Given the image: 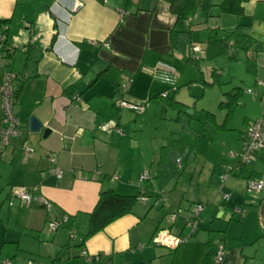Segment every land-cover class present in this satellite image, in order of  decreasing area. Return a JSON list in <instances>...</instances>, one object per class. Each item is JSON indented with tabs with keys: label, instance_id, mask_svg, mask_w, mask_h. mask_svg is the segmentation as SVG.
Segmentation results:
<instances>
[{
	"label": "crops",
	"instance_id": "crops-1",
	"mask_svg": "<svg viewBox=\"0 0 264 264\" xmlns=\"http://www.w3.org/2000/svg\"><path fill=\"white\" fill-rule=\"evenodd\" d=\"M222 1L209 0L207 9L196 10L184 22L183 30L193 32L191 43L201 48L197 67L188 58L189 42L179 36L181 40L175 46L171 43L176 16L167 0H0V21H5L0 27L5 26L4 39L12 49L11 68L17 73L15 86L23 81L15 101L22 136L11 139L5 148L0 140V190L3 192L10 185L36 187L38 194L53 203L51 212L44 213V222L67 216L62 226L69 233L78 223L87 227L88 213L102 188L139 195L144 183L145 194L147 191L153 194L148 195L149 199L164 190L170 181L160 188L155 176L159 149L167 142L168 135L155 145L152 155L145 151L137 155L136 139L130 140L128 135L134 131L131 125L136 123L138 113L119 109L113 102L119 85L125 82L130 83L125 98L133 101L139 96L153 97L166 92L167 97L175 93L177 101L191 106L176 97L179 89L185 86L190 89L191 83L196 82L200 95L213 91L220 85L203 86L197 80L200 72L205 80L212 82L214 68L221 81L223 72L217 61L222 59L229 64L241 59L244 70L251 75L252 85L247 88L259 100L260 115L264 117V53L260 52L264 40V0H246L240 15L222 12ZM237 24L252 29L259 40L253 41L247 51L235 52L233 60L214 57L220 44L208 46V41L233 31ZM204 33L206 38L201 40ZM104 41L108 48L102 45ZM191 54L195 55L192 47ZM206 54L212 58L205 57ZM160 61L174 67L172 82L164 81L156 71ZM204 62L207 66H203ZM188 64L197 68V76L185 73ZM4 70L0 48V81ZM236 87L246 91L240 85L230 90ZM223 93L214 92L219 101ZM74 96L80 101H75ZM164 98L159 97L161 101ZM205 107L201 109L214 113L216 121L222 122L224 115L219 121L222 114ZM30 116L42 123L40 131H30ZM248 120L251 118H243L238 144ZM106 122H113L122 132L102 129ZM2 125L0 110V130ZM45 128L50 130L47 136L43 135ZM178 130L179 127L174 132ZM22 144L32 149L31 156L23 155ZM45 151L55 155V162ZM221 159L223 166L217 170L211 168V174L219 173L216 185L212 184L213 189L206 191L204 198H197L206 204L207 215H202L196 233L175 249L153 243L159 228L172 231L151 207L159 211L174 209L172 203L163 206L153 201L149 207L134 206L130 213L87 238L80 246L81 251L72 252L73 257L83 258L81 253L85 250L99 256L92 264H264V150L257 153L251 165L240 171L233 169L223 182L221 174L226 168L234 167L236 161H227L224 156ZM53 167L63 170L60 177L49 172ZM143 171L149 172V178L140 184L138 177ZM113 175L118 179H113ZM247 178L262 180V190L248 191ZM244 188L255 194L246 199ZM223 189L230 193L229 198L224 200L221 196L222 200H217ZM24 209L20 205L17 211L19 224L21 216L26 218ZM181 224L172 233L184 231ZM219 241L223 242L224 250L222 259L216 261L213 252Z\"/></svg>",
	"mask_w": 264,
	"mask_h": 264
},
{
	"label": "rangeland",
	"instance_id": "rangeland-1",
	"mask_svg": "<svg viewBox=\"0 0 264 264\" xmlns=\"http://www.w3.org/2000/svg\"><path fill=\"white\" fill-rule=\"evenodd\" d=\"M206 35L207 33L201 34V40H204L203 38H206ZM188 52L191 56V47L188 48ZM206 64L207 62H204L203 66H207ZM216 64L221 65L223 74L221 75L222 83L220 86H215V90L200 95V90L197 91V86H195L198 83L194 82L191 83L193 86L190 89L185 86L183 89H179L176 95L177 98H181L191 106H195L198 120L193 125L200 131V134L196 142L198 152L196 160L190 163L177 178L171 179L164 189L167 194V204L172 203L174 209L159 211L155 206L151 207L159 214L158 219L162 217L164 225L169 224L171 226L172 232H175L180 222L184 227L182 211L197 203L199 198H204L205 192L213 189L212 184L213 186L216 185L219 173L214 171L211 174V168L214 167L217 170L223 166L224 163L221 159L223 156L227 161L234 160L231 158L230 152L238 151L240 148L237 136L238 130L243 127V118L245 116L251 119L261 117L260 103L257 97L242 91V95L234 107L233 116L227 122V127L231 128L230 130H217L207 121L205 113L201 109L205 106L211 108V111L222 114L219 115V121L222 120L224 115V110L222 111L218 107L219 96L217 97L214 94L215 91L221 94L235 85H240L246 90L247 87L252 85L251 75L244 70V60L238 59V61L235 60L228 64L221 59ZM225 70L227 71L224 73ZM197 72V68L195 69L193 65H186L185 73L189 76H197ZM221 97L222 99L225 98L223 94ZM148 98L147 96L136 97L137 102L144 105L145 109L136 116V123L131 125L134 131H131L128 135L130 140L136 139L134 145L137 155L140 154V151L152 155V152L156 149L155 145L159 144L158 142L161 140H166V136H169L179 127L178 123L171 119L175 114V110L169 106L167 98H164L163 102L159 98ZM162 106L165 107V111L162 110ZM226 171L227 168L221 175L225 174ZM19 178L22 179L23 176H19ZM141 186L144 187V183ZM20 187H31V185H10L6 189L4 188L3 192L0 190V264H89L84 257L75 258L72 255L74 250L81 251L80 246H76V244L86 229L84 223H78L76 229L72 230L74 231V237L70 236L68 230L62 225L57 229H52L49 221L44 222L46 211L43 208V211L41 210L36 200L25 206L26 218L24 220L21 216V224L17 223V211L21 201L16 193ZM225 192L226 190L223 189L216 196L217 200L221 201V194ZM149 194L151 193L147 191V195ZM251 194L255 193L248 192L244 188L243 195L246 199ZM154 198L150 197L147 204L137 199L134 206L142 207L145 205V207H149ZM179 207L182 208V211ZM172 211H180L175 220L171 218L170 212ZM184 214L186 215V213ZM202 215H207L206 210L201 213V220ZM184 231L186 232V230ZM64 242L71 245L65 247V245L63 246ZM167 251L169 252L166 249ZM56 256L60 258H56Z\"/></svg>",
	"mask_w": 264,
	"mask_h": 264
},
{
	"label": "trees",
	"instance_id": "trees-1",
	"mask_svg": "<svg viewBox=\"0 0 264 264\" xmlns=\"http://www.w3.org/2000/svg\"><path fill=\"white\" fill-rule=\"evenodd\" d=\"M167 1L170 10L176 16L175 28L171 30L170 37L172 45L175 46V44L181 40L180 37H183L185 39L184 41L189 42L188 44L192 47L194 45L191 43L192 38L194 37L193 32L190 30H183L184 22L189 16H192L196 10L201 8L207 9L209 0ZM245 1L246 0H223L220 4V10L225 13L240 15L243 12V4ZM1 24H5V21H0V26ZM255 40L259 39H257V36L252 29L248 28L246 25L237 24L233 31L228 32L221 38H215L208 41V46L211 43L219 42V52L213 56H226L228 60H233L235 58V52L238 50L247 51L253 45V41ZM194 54L196 55H191L188 58L199 67L200 57L198 53ZM205 57L212 58L207 56V54ZM248 59L251 61L250 57ZM211 77L212 82H208L200 72L197 80L201 82L203 86H210L212 84L220 85L222 83L219 80L218 72L214 68L211 70ZM22 82L16 86V97L22 89ZM241 90V87H236L223 93L225 98L218 103V107L224 110L222 122L218 123L216 121L214 113L203 110L207 121L217 130H230V128L227 127V122L233 116L234 107L242 95ZM174 94L175 93L166 98L169 100V106L175 110V114L171 119L178 123L179 130L170 133L167 142L159 149L155 178L160 188L171 179L177 178L186 167L197 158L196 142L200 131L193 125V123L198 120L197 110L194 106H188L177 101ZM156 97L159 98L160 94L149 97L148 99ZM162 110L165 111L164 106H162ZM177 158L181 161L180 166H177ZM137 196L138 195L121 194L116 192L113 188L100 189L97 201L93 209L88 213L86 230L81 234L80 240L76 245L82 246L87 238L103 230L106 225L117 218L130 213L136 203ZM71 231L72 230H70L69 234H71ZM56 258L60 257L56 256Z\"/></svg>",
	"mask_w": 264,
	"mask_h": 264
},
{
	"label": "built area",
	"instance_id": "built-area-1",
	"mask_svg": "<svg viewBox=\"0 0 264 264\" xmlns=\"http://www.w3.org/2000/svg\"><path fill=\"white\" fill-rule=\"evenodd\" d=\"M4 28L0 27V48L2 49V64L5 68L2 79L0 81V110L1 118L3 125L0 130V140L1 147L5 148L10 144L11 139L20 138L22 136V123L15 112V81L17 79V73L11 68L12 65V49L6 44L4 37ZM92 44H98V41H91ZM102 45L109 47L107 42H102ZM192 51L194 53L201 52V48L198 44L192 46ZM261 53H264V40L261 43ZM159 71V76L168 82H172L175 79L174 76V67L165 62H158L156 71ZM130 83L125 82L119 85V92L114 96L113 102L115 107L128 108L135 113L143 112L145 109L144 105L132 99L125 98V94L128 91ZM248 93H253L251 88H247ZM160 97H167V93H160ZM75 101H80V98L74 96ZM101 128L104 130H116L118 133H121V129L116 127L113 122H106L101 125ZM264 150V117H259L256 119L248 120L241 135H240V148L238 151L230 152V156L235 157L236 163L234 167L227 168L225 174L221 175V182H223L226 177H228L233 169L240 171L241 169L251 165L257 153ZM22 153L24 156H31L33 151L31 148L22 144ZM45 153L49 156V159L52 162H55V155H49L48 151ZM177 166L181 165L179 158L176 159ZM50 173L54 174L56 177H60L63 173V170L58 167H53L49 170ZM113 179H118L117 175L112 176ZM149 178V172L144 171L139 177V183L146 181ZM246 188L248 191L260 192L263 188V182L260 179L247 178ZM16 195L20 198L22 206H28L33 200H36L39 205L46 211L49 212L53 203L47 198L36 192V187H20L17 190ZM223 199L227 200L230 196V193H223ZM137 199L140 201L146 202L149 199V196L145 194L144 187L141 186L140 194L137 196ZM154 203L158 205L167 206V194L164 190L157 191L154 198ZM206 205L202 202L194 203L193 206L189 208L186 215L184 216V229L180 234H174L170 232L167 228H159L154 237L153 243L157 245H162L168 249H175L180 244L184 243L190 237H192L198 230L199 223L201 221V213L204 211ZM237 211H241L240 208H236ZM178 211L170 212L171 218L176 219ZM52 229H57L60 225L64 224L67 221V216L58 217L56 219L48 220ZM47 221V222H48ZM70 236L74 237V231H71ZM223 242L219 241L215 244V249L213 252V257L216 261H220L223 256ZM82 257L86 259L89 264L96 262L99 258L97 255H90L87 251L82 250ZM8 263V262H7Z\"/></svg>",
	"mask_w": 264,
	"mask_h": 264
},
{
	"label": "water",
	"instance_id": "water-1",
	"mask_svg": "<svg viewBox=\"0 0 264 264\" xmlns=\"http://www.w3.org/2000/svg\"><path fill=\"white\" fill-rule=\"evenodd\" d=\"M42 128V123L34 116L29 117V129L32 132H38ZM50 130L48 128H45L43 130V135L47 136L49 134Z\"/></svg>",
	"mask_w": 264,
	"mask_h": 264
}]
</instances>
